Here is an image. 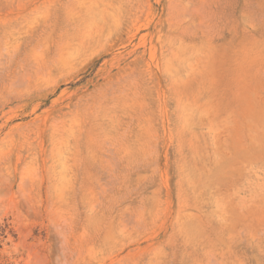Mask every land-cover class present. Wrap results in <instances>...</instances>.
I'll return each mask as SVG.
<instances>
[{"label": "rangeland", "instance_id": "1", "mask_svg": "<svg viewBox=\"0 0 264 264\" xmlns=\"http://www.w3.org/2000/svg\"><path fill=\"white\" fill-rule=\"evenodd\" d=\"M0 264H264V0H0Z\"/></svg>", "mask_w": 264, "mask_h": 264}]
</instances>
